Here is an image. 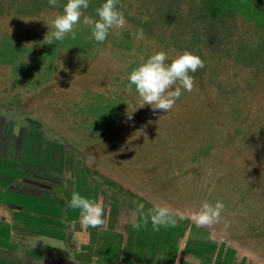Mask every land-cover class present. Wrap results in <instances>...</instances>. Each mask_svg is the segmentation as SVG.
Segmentation results:
<instances>
[{
  "label": "rangeland",
  "instance_id": "1",
  "mask_svg": "<svg viewBox=\"0 0 264 264\" xmlns=\"http://www.w3.org/2000/svg\"><path fill=\"white\" fill-rule=\"evenodd\" d=\"M193 1L118 0L126 24L103 43L81 18L75 40L68 34L47 44L45 22L67 0H0V187L11 171L17 185L22 176L40 177L35 182L57 202L68 204L72 191L104 199L107 228H93L99 251L121 234L146 251L223 246L228 257L241 254L242 264H264V48L253 49L264 47V0H234L243 14L211 18L196 13ZM103 2L90 0L85 15L97 18ZM161 49L191 50L205 65L168 113L140 107L125 78L141 56ZM40 142L54 152L63 147L62 173L33 171ZM205 200L225 205L211 228L184 220L154 231L136 210L152 202L190 214ZM53 222L27 229L65 234V222Z\"/></svg>",
  "mask_w": 264,
  "mask_h": 264
},
{
  "label": "clouds",
  "instance_id": "2",
  "mask_svg": "<svg viewBox=\"0 0 264 264\" xmlns=\"http://www.w3.org/2000/svg\"><path fill=\"white\" fill-rule=\"evenodd\" d=\"M58 0H49L51 6H56ZM90 0H67L62 12H57L54 17L45 22L51 29L43 43L52 44L55 41H63L68 34L75 40L77 38L76 26L81 23L91 28V37L97 43H103L112 29H121L125 26L124 13L117 7L118 0H104L96 7L97 18L85 15ZM143 38L140 30L136 39ZM202 58L191 50H178L169 54L164 50L153 51L147 57L141 56L139 63L130 73L126 75L129 81L128 89L135 87L141 100L140 107L150 105L153 111L169 112L175 106L176 100L181 96L182 90L191 92L194 89L195 79L192 73L203 68ZM131 118V115H129ZM68 206L78 210L80 223L85 227L107 228V220L104 218V207L102 202L89 199L79 191H72ZM145 211L143 202H138L136 210L144 214L143 226L146 227L150 218L154 231L161 227H175L177 223L184 220L193 221L196 226L211 228L220 223L224 203L208 200L203 201L199 208L190 214L174 212L167 205L152 203ZM225 228L228 227L227 222ZM133 228L139 230L141 223L134 222Z\"/></svg>",
  "mask_w": 264,
  "mask_h": 264
},
{
  "label": "crops",
  "instance_id": "3",
  "mask_svg": "<svg viewBox=\"0 0 264 264\" xmlns=\"http://www.w3.org/2000/svg\"><path fill=\"white\" fill-rule=\"evenodd\" d=\"M9 187L1 186L0 195H9ZM54 196V195H53ZM55 213L50 216L45 212L15 206L7 201H0V264H242L243 256L235 253L231 256L217 247L215 251L185 252L184 246L165 247L158 251H146L133 242L131 235L118 234L113 245L98 250L93 228L80 223L79 212L74 213L64 202H57L54 196ZM104 207V218L109 210L104 199L97 198ZM57 208L59 210H57ZM71 215H73L71 217ZM53 217L52 226L65 222L63 235L27 230V227L43 226ZM58 219V220H57ZM69 229V232L67 230ZM132 237V238H131ZM104 246V245H103ZM142 248V249H141ZM182 248V249H181ZM181 249V250H180ZM249 264V261H248Z\"/></svg>",
  "mask_w": 264,
  "mask_h": 264
},
{
  "label": "trees",
  "instance_id": "4",
  "mask_svg": "<svg viewBox=\"0 0 264 264\" xmlns=\"http://www.w3.org/2000/svg\"><path fill=\"white\" fill-rule=\"evenodd\" d=\"M59 1V0H58ZM48 2V1H47ZM58 4V2H57ZM212 4V5H211ZM192 8L195 9V12L199 15L202 12H205L208 14V17L211 18V15H214L215 12H224L227 17H233L235 14H243L244 10L246 9L242 5L239 6L237 2L234 0H215L212 3V0H195L192 3ZM214 5V6H213ZM39 6V5H38ZM239 6V7H238ZM218 13V14H219ZM180 22V21H179ZM181 23V22H180ZM255 50L260 51V49L264 48L262 45V42L259 44V46L255 45L253 46ZM257 59V58H256ZM59 147V145H58ZM35 150V158L32 161V163H29V165H32L35 167L33 171L39 172V173H49L52 170L56 169L62 173L63 168V157H64V149L62 146L59 147V149H56V152H54V147L49 143L40 142L38 146H36ZM59 150V151H58ZM54 161L55 164L51 163L50 159ZM27 163V162H26ZM54 165L55 167H53ZM55 168V169H54ZM49 176V180L56 181L55 177ZM36 178L37 177L35 176ZM33 176H22V183L20 185L15 184L16 173L9 174V181L6 183L7 186L10 189V192L18 191V195L11 194L8 203L15 206L25 207L28 209H33L37 212H45L46 210H55V197L50 193L47 192V190L44 189V187H39L37 182L38 180H35ZM42 179V178H41ZM33 181V182H31ZM24 185V186H23ZM10 195V194H9ZM19 197V199L17 197ZM15 197V198H13ZM57 210H59L57 208ZM50 216H53V211L48 212ZM30 228V227H29ZM30 230V229H27Z\"/></svg>",
  "mask_w": 264,
  "mask_h": 264
}]
</instances>
